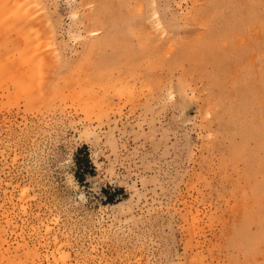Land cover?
Masks as SVG:
<instances>
[{
  "label": "rangeland",
  "instance_id": "374dc122",
  "mask_svg": "<svg viewBox=\"0 0 264 264\" xmlns=\"http://www.w3.org/2000/svg\"><path fill=\"white\" fill-rule=\"evenodd\" d=\"M0 264H264V0H0Z\"/></svg>",
  "mask_w": 264,
  "mask_h": 264
},
{
  "label": "bare ground",
  "instance_id": "6f19581e",
  "mask_svg": "<svg viewBox=\"0 0 264 264\" xmlns=\"http://www.w3.org/2000/svg\"><path fill=\"white\" fill-rule=\"evenodd\" d=\"M141 6H142V5H141ZM135 7H136V6H135ZM132 8H133V7H132ZM102 10L104 11V13H106L104 9H102ZM103 11H102V12H103ZM98 13H99V12H98ZM101 14H102V13H101ZM97 15H98V14H97ZM138 15H139V14H138ZM93 16H94V15H93ZM102 16H104V14H103ZM106 17H108V16H105V18H103V19L106 20ZM141 17H142V16H141ZM98 18H99V17H98ZM91 20H92V19H91ZM99 20H100V19H99ZM152 20H153V19H152ZM103 21H104V20H103ZM103 21H98V19L95 18V23H96V22H103ZM107 21H108V19H107L105 22H107ZM159 22H160V21H159ZM109 23H110V22H109ZM109 23H108V24H109ZM97 24H98V23H97ZM101 24H102V23H101ZM105 37H106V36H105ZM107 38H108V37H107ZM72 65H73V64H72Z\"/></svg>",
  "mask_w": 264,
  "mask_h": 264
}]
</instances>
